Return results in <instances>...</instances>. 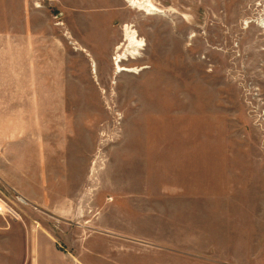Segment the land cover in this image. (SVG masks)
<instances>
[{
    "label": "rangeland",
    "instance_id": "1",
    "mask_svg": "<svg viewBox=\"0 0 264 264\" xmlns=\"http://www.w3.org/2000/svg\"><path fill=\"white\" fill-rule=\"evenodd\" d=\"M153 1L0 0L12 264L44 236L77 264H264V0Z\"/></svg>",
    "mask_w": 264,
    "mask_h": 264
},
{
    "label": "bare ground",
    "instance_id": "2",
    "mask_svg": "<svg viewBox=\"0 0 264 264\" xmlns=\"http://www.w3.org/2000/svg\"><path fill=\"white\" fill-rule=\"evenodd\" d=\"M131 7L147 13L148 15H156L164 13V10L153 0H125ZM172 11V10H171ZM176 11V10H175ZM174 13V12H173ZM258 25L264 29V18L258 21ZM123 43L116 48L115 63L117 65L116 73H137L139 69L123 67L121 64L127 63L131 59H136L141 55L145 47V41L140 38L137 31L130 25L123 28ZM85 51V49H82ZM93 74L97 75V64L92 62ZM18 219V218H17Z\"/></svg>",
    "mask_w": 264,
    "mask_h": 264
},
{
    "label": "crops",
    "instance_id": "3",
    "mask_svg": "<svg viewBox=\"0 0 264 264\" xmlns=\"http://www.w3.org/2000/svg\"><path fill=\"white\" fill-rule=\"evenodd\" d=\"M14 230L16 227L12 228V226L6 230L8 233L5 240L7 247L0 251V259H8L9 264H12V231ZM45 237L35 241H30V237H28L24 258L19 259L21 264H77L74 255L61 251L56 242L49 241ZM4 250H8L6 253L9 256H6Z\"/></svg>",
    "mask_w": 264,
    "mask_h": 264
},
{
    "label": "built area",
    "instance_id": "4",
    "mask_svg": "<svg viewBox=\"0 0 264 264\" xmlns=\"http://www.w3.org/2000/svg\"><path fill=\"white\" fill-rule=\"evenodd\" d=\"M7 217H13L14 219H17L19 215L12 208V206L8 203V201L0 198V218L3 219L5 222H8ZM2 229H5V228H2L0 226V230Z\"/></svg>",
    "mask_w": 264,
    "mask_h": 264
}]
</instances>
